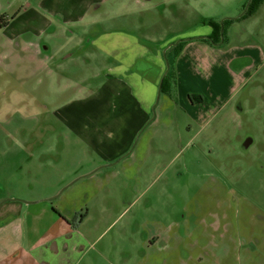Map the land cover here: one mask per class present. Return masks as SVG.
I'll list each match as a JSON object with an SVG mask.
<instances>
[{
    "label": "crops",
    "instance_id": "crops-1",
    "mask_svg": "<svg viewBox=\"0 0 264 264\" xmlns=\"http://www.w3.org/2000/svg\"><path fill=\"white\" fill-rule=\"evenodd\" d=\"M47 1L41 0L38 6L47 9ZM141 1L149 4L157 0ZM53 2L55 8L51 12L62 19L61 23L72 25L83 21L94 9L102 8L106 0ZM124 2L117 3L120 6ZM27 10L34 14L15 38L32 30L34 38L47 42L41 45L47 52L41 58L42 70L50 71L46 63L65 69L64 63L75 58L73 33L59 35L47 31L49 23L45 17L29 5L10 22L6 20L3 28L13 26ZM101 36L91 41L100 49H91V57L85 58L90 74L79 80L98 83L55 113V118L79 141L74 146L61 145L60 150L83 151L90 161L83 172L73 171L72 179L52 181L56 185L51 191L29 197L27 202L0 197V264H110L102 243L107 228H102V224L111 205L118 204L126 195L145 194L142 184L155 182L161 174H166V179L160 190L150 194L153 198L168 199L172 193L186 196L189 180L172 191L170 182L180 173L174 174L168 168V159L184 141L192 151L183 161L184 168L199 166L208 120L221 104L227 103L234 85L243 82L254 66H246L235 74L232 61L262 57L256 45H234L232 35L220 45L203 40L212 36L211 28L206 35L180 34L161 44L142 33L106 32ZM58 39L63 40L57 42ZM178 40L184 43L175 46L178 48L171 59L168 91L162 93L159 84L166 71L163 51H169L171 47H167ZM32 43L29 41L28 45ZM53 49L55 53H51ZM199 175L192 179L196 183L191 187L193 194L202 192ZM185 209L188 218L199 214L191 208L186 213ZM144 210L143 218L135 217L132 226H123L121 237L130 227L136 238L133 256L122 254L118 264H126L127 260L132 264H222L227 262V255L228 264H264V209L247 207L230 217L224 258L223 243L216 242L213 236L208 241L189 239L191 231H199L205 224L202 219H198L202 225H192L184 216L177 220L173 208L164 212L153 210L148 200ZM85 223L87 227L83 229ZM205 225H210L206 228L210 231L216 230L215 224Z\"/></svg>",
    "mask_w": 264,
    "mask_h": 264
},
{
    "label": "rangeland",
    "instance_id": "rangeland-1",
    "mask_svg": "<svg viewBox=\"0 0 264 264\" xmlns=\"http://www.w3.org/2000/svg\"><path fill=\"white\" fill-rule=\"evenodd\" d=\"M40 1L0 0L1 199L13 197L27 202L29 197L51 191L56 185L52 181L72 179L73 171L83 172L90 161L89 155L83 151L60 150L61 145L74 146L79 141L55 118V113L69 102L83 97L98 83L79 81L81 76L84 80V76L91 72L90 67L86 70L85 66V58L91 55L88 52L100 49L91 43L95 37L100 38L106 32L142 33L161 44L180 34L185 37L206 35L210 31V23L220 25L223 19H234L222 24L223 41H229L232 35L234 45L252 44L259 47L261 58L232 61L231 69L235 74L246 66H254L243 82L234 85L227 103L221 104L216 114L208 120L206 133L202 135L201 142L205 145L198 157L199 166L188 167V170L184 168L183 161L192 154L184 141L168 159L171 161L168 168L174 174L180 173L170 182L172 191L181 188L182 181L189 180L187 195L172 193L168 199L153 198L150 194L160 190L158 188L166 179V174H161L155 177V182L142 184L146 189L145 194L126 195L120 198L118 204L111 202L113 210L110 209L103 216L105 221L102 228H107V231L102 243L108 251L110 264H118L124 253L133 256L136 233L129 227L121 237V231L125 223L132 226L135 217H144L146 200L153 210L156 208L164 212L166 208H173L177 220L183 216L188 218L189 208L198 211L196 218H188L190 224H200L198 219H202L205 224H215L216 230L210 231L206 229L210 225L200 224L201 229L191 231L189 239L208 241L213 236L216 242L223 243L224 258L225 245H228L230 237V217L237 210L247 207L264 209V0L256 14L238 19L235 18L244 11L248 0H157L149 4H143L141 0L140 3L125 0L120 6L118 0H106L102 8L94 9L83 21L72 25L61 23L62 19L51 12L55 8L54 0L47 1L48 10L38 6ZM28 5L45 17L49 23L47 31L59 35L74 34L76 42L72 47L75 58L64 63L65 69L46 63L45 67H49L50 71L42 70L41 58L47 52L41 49V45L46 40L34 38L32 30L30 34L22 33L24 35L19 34L21 36L15 38L14 35L26 27V21L34 14L33 11H25L13 26L3 28L6 20L10 22L16 13H23ZM29 41L33 43L28 45ZM177 48L171 47L163 57L168 80L171 59ZM50 51L56 52L54 49ZM64 52H61L62 55ZM213 129L215 132H212ZM198 173L202 192L193 194L191 187L195 182L192 179ZM212 176L215 183L210 179ZM212 192L214 194H210ZM93 217L99 219L98 216ZM86 227L87 223L83 229ZM226 260L222 264H228V255Z\"/></svg>",
    "mask_w": 264,
    "mask_h": 264
},
{
    "label": "trees",
    "instance_id": "trees-1",
    "mask_svg": "<svg viewBox=\"0 0 264 264\" xmlns=\"http://www.w3.org/2000/svg\"><path fill=\"white\" fill-rule=\"evenodd\" d=\"M263 0H251L245 13L242 15L241 18L253 15L257 9L259 8V6L262 4ZM233 19H224V22L227 21H232ZM211 29H212V36H210L208 39L206 38H202L203 40L210 42V43H219L220 41V36H219V32H220V25L216 22H212L210 23ZM182 43H184V41H181L179 43V45H181ZM178 45V46H179ZM168 91V79H166V76L163 78L162 83H161V87H160V92L164 93ZM192 100V99H191Z\"/></svg>",
    "mask_w": 264,
    "mask_h": 264
},
{
    "label": "water",
    "instance_id": "water-1",
    "mask_svg": "<svg viewBox=\"0 0 264 264\" xmlns=\"http://www.w3.org/2000/svg\"><path fill=\"white\" fill-rule=\"evenodd\" d=\"M250 1L251 0H248V2H247V5L245 6V9H244V11L237 17V18H235V19H238V18H240L244 13H245V11H246V9H247V7H248V5H249V3H250ZM223 21L224 20H221L220 21V32H219V36H220V42L218 43V44H215V45H220L222 42H223V35H222V24H223ZM182 40H178V41H176V42H173L172 44H170L167 48H169V47H175L176 45H178L180 42H181ZM165 52H166V50H164L163 51V57L165 56ZM167 68V67H166ZM165 75H166V71L164 72V74H163V76H162V78H161V81H160V84H159V89H160V87H161V83H162V80H163V78L165 77ZM158 94H159V92H158Z\"/></svg>",
    "mask_w": 264,
    "mask_h": 264
}]
</instances>
